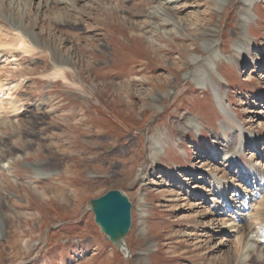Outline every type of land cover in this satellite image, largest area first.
Masks as SVG:
<instances>
[{
    "label": "rangeland",
    "instance_id": "1",
    "mask_svg": "<svg viewBox=\"0 0 264 264\" xmlns=\"http://www.w3.org/2000/svg\"><path fill=\"white\" fill-rule=\"evenodd\" d=\"M42 1L0 0V264H264V250L244 251V230L220 236L219 200L210 201L221 178L230 186L238 178L221 150L239 136L247 133L244 159L264 163V0L238 56L242 0L219 11L218 0H183L171 17L151 20L163 0H92L89 8L82 0L75 8L85 13L64 24L63 10L48 12ZM166 18L180 31L162 26ZM215 30L219 56L209 66L223 104L192 77V58L210 56L205 36ZM16 36L32 52L7 46ZM191 116L201 133L188 126ZM159 136L164 150L154 157ZM117 188L133 202L124 252L86 207Z\"/></svg>",
    "mask_w": 264,
    "mask_h": 264
},
{
    "label": "bare ground",
    "instance_id": "2",
    "mask_svg": "<svg viewBox=\"0 0 264 264\" xmlns=\"http://www.w3.org/2000/svg\"><path fill=\"white\" fill-rule=\"evenodd\" d=\"M55 1H56V4L58 6L57 5L51 6L50 3L51 4L53 3L52 0H46V1L44 0V1H42L43 4L42 3H40V4H42L43 5V9L45 8L46 11H48V12H52V11H55L57 9H62L63 10L64 17L63 18L61 17V19H60V21L58 23H61V24L67 23L69 21V19H67V17L72 16L73 12H75L76 14H82V12H83V8L80 9V11L77 10V8H75L76 3L78 1H82V0H55ZM88 1H89L88 8H89V6L92 5V0H88ZM99 1H102V0H99ZM180 1H183V0H163V1H161V5H160L161 7L160 8L152 7V11H151L150 14H148V18L151 20L152 18H154V17H152L153 15L161 16V18H162V16L163 17H165V16L171 17L170 15H172L174 13L173 11H175V9H177L176 5ZM224 1L225 0H218V2H217V10L218 11L222 8L221 2H224ZM258 1H260V0H242L241 3H240V8H239L240 9V11H239V15H240L239 30H240L241 34H239V36L236 38V41L233 43V50H234V52H235V54L237 56L240 55L241 52L246 51V50L249 49L250 41H249V39L247 37V29H246V27L248 26L249 22L252 20L253 16H252L251 11L254 8L255 3L258 2ZM92 10H94V9H92ZM84 13H85V10H84L83 14ZM113 13L114 12H112L111 14H113ZM94 14H99V13L96 12ZM87 16H90V15L87 14ZM167 19L168 18L163 19L164 22H163V24L161 23L162 26H164V24H165L166 26L173 27V29H175L176 31L179 32L181 28L179 26H176L175 23H172V22L168 21ZM165 21H166V23H165ZM149 22L151 23L149 26H152V25L155 24L156 21L155 22L149 21ZM205 37H206V39H205V43H206L205 50L208 51L210 56H207V58H202L201 55H198V56H194L192 58V62L197 64V66H196L197 69L193 72L192 77L194 78V80H196V83H197V85L200 86V88H206L207 85L210 84L212 89H213V91L216 93V98H217L218 103L223 104V102H224V94L221 93L220 87L217 88L216 83L214 82V78L215 77H213L214 76L213 70L209 66L210 62H211V64L213 66L215 65V62L212 59L213 55L215 57L219 56L217 50L214 48L215 43L218 41V39H216V30H215V32H207ZM12 40H13V38H12ZM7 46H12V47L19 48V49L23 50L26 53L32 52V47L29 46L28 43L26 42V40L24 38L20 37V36L17 37L16 39H14V42L12 41V43H9ZM226 58L228 59V61L232 60V58L229 57V56H226ZM65 63H68V61H66ZM57 66H59V64H57ZM56 73H57V75H63L64 71H63L62 67H59L56 70ZM263 78H264V76H263ZM223 111H224L225 114H227V116H229V113H228L227 110L223 109ZM188 126L190 128H192L196 133H201L202 123L199 122L196 117L191 116L189 118ZM220 127L222 128L223 131L224 130L227 131V129H230V130H234L236 132V129L234 127H232L230 124H227L226 122L221 123ZM239 134L241 135L240 132H239ZM160 136L158 138L157 137H153V141H152L153 153L152 154H153L154 157H157L158 154L162 153L163 150H164V148L162 147V144H161V137ZM243 139H244V137L239 136V141H238L236 146H234L232 149L223 150L224 151V159L227 162L226 163L227 167L230 165V163H234L237 160H240L241 162L243 161V165L245 164L243 158H240L241 157L240 152L242 151V145H243V141H244ZM253 140H256V139H253ZM223 141H226V138H224ZM218 151H219L218 149H214V153H212L211 158H216L218 156L216 154ZM221 152H222V150H221ZM19 155L16 156V157L9 158L7 162L5 161L6 162L5 166H7V165L9 166L11 161L21 157V155L20 156ZM261 167H264V165H262V164L254 165L253 167L250 168V170L248 169L249 172L251 173V177H252L253 180L256 179V178H261V179L264 178V169H261ZM177 168H179L178 164H174V171ZM238 173L240 175V170L238 171ZM244 175H245L244 173L241 175V180H242V177ZM197 179L202 180V178H199V177ZM243 179H244V177H243ZM260 182L261 183H259V184L261 186L260 187L257 186L258 188H256V189H258V193H257L258 199L257 200H259L261 205H264V194L262 193V192H264V182H263V180L260 181ZM221 186H224V185H221ZM220 190H221V188L219 189V191H217L215 193L211 192V193H213V194H211V196H213V197H212L211 200L209 199L211 202H215L217 199L219 200V203L215 202L217 204V206H215L216 204L213 205V209L215 210L214 211V215H213L214 218H220V215H221L220 203H224L225 200L227 199L224 196L223 192H220ZM57 191L61 192L62 190L58 189ZM244 197H245V194L244 193H242V194L240 193V198H244ZM243 205H244V207H246V205H247L245 203V200L243 202ZM262 208H264V207H262ZM258 213L254 212V214L252 213L253 215L250 216V217H251V219H253V223L254 224L260 225V224H262V220L264 218V214H263L264 212H261L260 214H258ZM238 217H240V216H237V217L236 216H232V218L226 219V220H224V218H223V220H222L223 223L222 224L225 227H223L221 230H224V228L226 229L227 227H230V228L236 227L237 224H238L236 222V219ZM212 220H215V219H212ZM232 231H235V230L232 229ZM237 231H239V229ZM260 232H261L260 230L254 231L253 229H248V232L245 233L246 236L243 237V240H242V238H240L242 247H243L244 251L246 252V254L248 252H255L256 250H258L259 252L260 251L262 252L264 250L263 249L264 248V233L260 234ZM0 235H1V233H0ZM242 235H244V234H242Z\"/></svg>",
    "mask_w": 264,
    "mask_h": 264
},
{
    "label": "water",
    "instance_id": "3",
    "mask_svg": "<svg viewBox=\"0 0 264 264\" xmlns=\"http://www.w3.org/2000/svg\"><path fill=\"white\" fill-rule=\"evenodd\" d=\"M86 207L94 213L96 225L107 235L115 249L127 250V236L133 225V202L124 189H112L99 197L91 198Z\"/></svg>",
    "mask_w": 264,
    "mask_h": 264
}]
</instances>
